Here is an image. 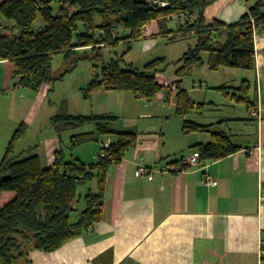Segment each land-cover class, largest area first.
Returning <instances> with one entry per match:
<instances>
[{"label": "trees", "instance_id": "1", "mask_svg": "<svg viewBox=\"0 0 264 264\" xmlns=\"http://www.w3.org/2000/svg\"><path fill=\"white\" fill-rule=\"evenodd\" d=\"M157 1H164L167 6L161 7ZM213 1L3 0L0 2V61L13 65V77L20 88L38 92L48 86L50 92L55 82L86 60L92 64V76L87 86L80 89L83 100H90L99 91H115L131 92L151 102L162 93L168 99L173 86L177 90L175 114L187 116L197 104L181 89L180 82L171 87L159 84L158 67L165 59H155L139 70L133 64L123 67L124 56L133 42L144 38L145 27L155 22L158 36L170 43L184 38L196 40L177 61L175 76L179 79L203 65L212 72L254 69V32L264 27V0H256L230 24L204 16L205 8ZM38 15L42 25L35 26ZM170 24L174 25L170 27ZM119 28L128 33L118 37ZM119 44L126 45L127 50L118 58L105 60L103 50ZM203 53L207 54L206 60L202 58ZM57 55L68 66L58 76L52 70L53 58ZM217 89L225 94L232 90L235 102L252 105L251 85L247 81L236 88ZM116 120L110 115H71L65 100L50 119L59 139L64 131L94 125L93 131L71 136L73 149L97 142L101 137H117L116 143L100 148L103 157L91 164L73 157L66 160L60 147L54 153L52 165L43 167L37 154L27 157L23 153L15 154L14 145L25 136L26 126L21 124L13 133L0 160V264H31V251L53 252L66 241L87 233L101 220L107 171L122 160L136 141L134 134L114 128ZM209 129L210 126L188 120L183 125L185 134H210L208 143L193 147L199 152V166L239 150L229 135Z\"/></svg>", "mask_w": 264, "mask_h": 264}, {"label": "crops", "instance_id": "2", "mask_svg": "<svg viewBox=\"0 0 264 264\" xmlns=\"http://www.w3.org/2000/svg\"><path fill=\"white\" fill-rule=\"evenodd\" d=\"M255 1L214 0L204 16L230 24ZM158 34L155 22L145 27L140 41L145 50L159 42L162 37ZM254 49V69L216 71L227 76L221 78L222 84H212L213 75L199 70L190 89L175 73L160 78L164 87L180 82L181 89L197 104L187 116L175 114L177 90L173 86L168 99L162 93L149 103L131 92L94 93L90 100L96 107L91 114L116 117L115 129L134 134L135 144L107 171L101 220L53 252L31 251V264H264L258 255L264 236V27L254 32ZM201 68L209 70L206 65ZM243 81L251 85L249 106L235 102L232 90L225 94L217 89L236 88ZM49 89L43 86L29 100L39 107ZM17 93L21 100L30 96L13 77V65L0 61V113L7 111L4 106ZM216 94H222L229 104H217L212 98ZM253 110L259 111V118L252 116ZM186 120L229 135L239 150L209 162L207 168L181 171L179 161L190 157L195 145L210 140L205 132L185 134ZM116 141L114 135L105 136L87 153L69 159L95 163L99 147ZM43 146L44 165L49 167L61 147V137L50 135ZM138 164L153 170L152 175H137ZM162 165L172 171L161 172ZM205 176L217 186H206Z\"/></svg>", "mask_w": 264, "mask_h": 264}, {"label": "rangeland", "instance_id": "3", "mask_svg": "<svg viewBox=\"0 0 264 264\" xmlns=\"http://www.w3.org/2000/svg\"><path fill=\"white\" fill-rule=\"evenodd\" d=\"M250 1L253 2V0ZM40 25H42V22L40 16L38 15L35 26ZM173 25L174 24H170V27ZM127 33L128 32L122 28L118 29V37H124ZM195 41L196 40L194 38H184L170 43L166 38H161L159 39V42H157L149 50H145L144 42H134L131 44L130 51L124 56V64L122 66L124 67L127 64H133L134 67L142 70L147 63L155 59L163 58L165 59V62L158 67L159 72L157 75L159 76V79H165L167 76L175 73L176 69L179 67L177 64L178 59H180L182 55L187 52L188 48L195 45ZM126 50V45L119 44L113 49H104L103 55L105 60H108L109 58H118ZM202 58L203 60H206L207 54L203 53ZM67 67V65H64L61 55H57L53 58L52 70L56 76L64 72ZM201 67L202 66L195 68L189 76L183 79L185 82V88L190 89L192 81L197 80L195 78L198 70L200 71L199 73H211L214 80L212 84H222L223 81H221V78H227L225 75L222 76V74H216V72H210L207 68ZM236 71L242 73L247 70ZM91 76L92 64L86 60L81 61L74 71L66 73L62 80L54 83L51 91L48 92V96L44 99L42 104L39 105V107L33 105L31 103L32 101L29 100L33 97V92L30 90L23 89V91L30 93V96L25 100L20 99L21 94L20 96L18 93L13 95L12 100L7 102V108L4 106V110L7 111H2L0 113V141L3 140L0 143V160L5 154L6 147L13 133L21 124H24L26 126V133L23 138L15 143V154L18 155L19 153H23V157L37 154L41 159L42 166L45 167L43 142L46 138H49L50 135H57L50 124V119L58 113L62 101L65 100L68 102V113L76 116H86L91 114L96 107L91 100H83L79 90L80 87L87 86L86 83L90 82ZM212 98L217 104H229L230 102L229 100H224L225 97L222 94H216L212 96ZM25 121L30 122L28 123L30 125L25 124ZM114 128H116L115 125ZM93 130L94 125L87 124L81 128L61 133V149L66 160L69 159L71 155L76 156L78 154L87 153L88 148L95 144V142H91L73 149L71 148L70 143L71 136ZM5 136H7L6 139H4ZM104 138L105 137H101V139ZM98 144L99 143H96V145Z\"/></svg>", "mask_w": 264, "mask_h": 264}, {"label": "built area", "instance_id": "4", "mask_svg": "<svg viewBox=\"0 0 264 264\" xmlns=\"http://www.w3.org/2000/svg\"><path fill=\"white\" fill-rule=\"evenodd\" d=\"M159 6L161 7H166L167 3L164 1H157L156 2ZM181 18H185L184 15L180 16ZM252 116L253 117H258L259 118V111L257 110H253L252 111ZM101 148V147H100ZM103 153L100 152V150L97 153V157H103ZM198 158H199V152L198 151H194V153H192L190 155V157L188 158H182L179 162V169L185 170L187 167H200L201 169L207 168L209 163L204 164L203 166H199L198 165ZM159 170L161 172H171L172 169L170 166H166V165H162ZM153 170L148 169L146 167H144L142 164H138L137 166V175L139 176H143V175H152ZM204 183L206 186H212L215 187L217 186V182L212 179L209 176H205V180ZM259 260L262 261L264 260V236L261 238V240L259 241Z\"/></svg>", "mask_w": 264, "mask_h": 264}]
</instances>
